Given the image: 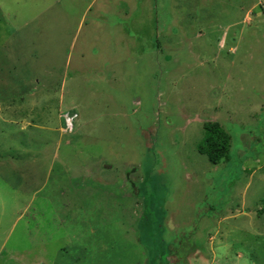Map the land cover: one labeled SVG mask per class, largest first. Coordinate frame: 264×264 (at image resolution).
<instances>
[{
	"label": "rangeland",
	"instance_id": "obj_1",
	"mask_svg": "<svg viewBox=\"0 0 264 264\" xmlns=\"http://www.w3.org/2000/svg\"><path fill=\"white\" fill-rule=\"evenodd\" d=\"M62 247L264 264V0H0V264Z\"/></svg>",
	"mask_w": 264,
	"mask_h": 264
},
{
	"label": "trees",
	"instance_id": "obj_2",
	"mask_svg": "<svg viewBox=\"0 0 264 264\" xmlns=\"http://www.w3.org/2000/svg\"><path fill=\"white\" fill-rule=\"evenodd\" d=\"M205 135L198 144V150L208 156L209 160L218 164L231 147V135L219 121H206L204 123Z\"/></svg>",
	"mask_w": 264,
	"mask_h": 264
},
{
	"label": "crops",
	"instance_id": "obj_3",
	"mask_svg": "<svg viewBox=\"0 0 264 264\" xmlns=\"http://www.w3.org/2000/svg\"><path fill=\"white\" fill-rule=\"evenodd\" d=\"M125 34H127V33H125ZM60 253H61V258L59 260V263H57V264H86V262L88 261V260L83 261L85 258L84 254L86 252H81L78 256L69 257L66 253V250L62 247V248H60ZM39 263H41V262H39Z\"/></svg>",
	"mask_w": 264,
	"mask_h": 264
},
{
	"label": "built area",
	"instance_id": "obj_4",
	"mask_svg": "<svg viewBox=\"0 0 264 264\" xmlns=\"http://www.w3.org/2000/svg\"><path fill=\"white\" fill-rule=\"evenodd\" d=\"M76 113H74V111L72 110H68L65 114H64V119L66 124H74L75 120H76Z\"/></svg>",
	"mask_w": 264,
	"mask_h": 264
}]
</instances>
